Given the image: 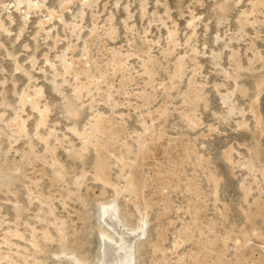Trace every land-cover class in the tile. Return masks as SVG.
Wrapping results in <instances>:
<instances>
[{
  "label": "rangeland",
  "instance_id": "rangeland-1",
  "mask_svg": "<svg viewBox=\"0 0 264 264\" xmlns=\"http://www.w3.org/2000/svg\"><path fill=\"white\" fill-rule=\"evenodd\" d=\"M222 1L28 0L26 4L20 0H0V264H74L73 257L93 263L99 248L98 210L108 201L112 202L108 205L116 204L118 208V224L124 229L132 227L130 234L135 236L136 247H140V253L136 250L137 264L153 263L154 254L149 245L158 241L159 234L165 239L162 244L165 259L161 254L165 264H191L189 260L196 250L193 241L184 239L189 236L185 232L190 227L199 226L204 233L207 230L205 234L220 235V240L227 239L229 231L237 237L225 246L223 242L219 243L227 264H237V258L241 256L251 258L250 261H264L261 217L264 214V191L260 193L254 187L253 174H250L253 172L246 163L252 149L258 146L264 169V91L258 99L263 128L259 130L250 112L254 95L253 75L259 70H244L234 76L230 59L237 54L244 68H248V61L253 56L250 46L255 44L264 62V23L247 26L246 36L243 39L238 37L239 19L251 12L252 0H230L232 9L228 21L218 25L215 6ZM110 28L114 29V37H108ZM170 31L176 32L177 36L174 38L176 47L170 48L171 52L167 49ZM85 43L90 46L92 60L83 55ZM118 54L126 57L128 62L124 63L125 72L122 69L123 73L114 74L106 66L108 63L110 67L115 66L112 59L115 60L114 56L116 58ZM214 55L221 58L220 67L215 65ZM147 57L157 60L155 78L159 82L150 84L154 89L147 87L149 80L141 68L142 60ZM174 66L181 69L179 76H175ZM225 71L233 78L227 80ZM88 79L100 86L89 91L83 89L77 97V82L85 85L90 81ZM120 82L124 84L120 86ZM224 84L227 87H222ZM195 86L203 91L205 100L199 104V121L194 129H189L182 120L187 112L184 100ZM238 87L249 92L244 95L236 90ZM29 90L31 93L23 107L19 97ZM34 90L42 93L39 110L47 109L45 126L39 124L40 112L29 105L34 101ZM227 91H236L229 105L223 101ZM143 93L151 97L149 108L146 107L147 100L139 96ZM71 105L77 110L79 108L80 112L78 110L75 114L81 113L78 119L70 113ZM155 110L161 111L160 119L153 124L157 135L162 137L157 136L154 141L142 131L141 117L149 116ZM99 115L120 123L124 131L122 137L117 136L116 139H124L128 149L134 150L131 149L133 154L129 159L116 156V161H119L112 163L113 185L106 187L104 196L103 184L96 181L94 174L96 141L83 135L90 120ZM73 121L77 122L79 135L71 130ZM19 124L25 125V134L17 130ZM38 128L39 133H36ZM180 136L185 140L184 149L189 153L192 151L193 165L184 167L185 175H180L189 180L200 179L201 186L197 184L200 192L190 193L185 186L179 190L177 187L163 189V193L168 194L165 201L167 210L164 219L160 220L163 210L156 205L160 192L157 184L147 188L145 184L141 185L139 188L142 190L138 188L137 193L143 197L144 187L148 193L145 199L136 198L138 201L129 196L126 178L130 175L139 177L142 168H145L144 175H148V181L159 178V172L164 171L168 162L167 154H178L181 149ZM48 138V147H55L58 165L48 157L44 142ZM154 143L160 144L161 155L158 158L161 161L151 163ZM147 146L148 155L143 154L144 158L142 154L139 156L140 149ZM82 152L85 156L78 160L76 156ZM230 152L232 159L228 161L225 155ZM119 162L125 163L131 172L121 179L118 177L122 168ZM132 163L135 164L128 165ZM196 165H201L204 170L194 169ZM205 172H212L219 180L218 203L229 214L227 222H223L216 211L213 188ZM58 173L62 178L57 177ZM34 180L38 183V193L30 197L28 188ZM243 186L251 189L247 196ZM191 203L196 204L193 209L200 206L196 209L199 211L196 217L200 218H195L186 209ZM125 212L129 217L124 218ZM146 212L149 213L144 218L147 223L143 219ZM247 214L256 216L258 230L251 234L245 230L249 227L245 218ZM195 219L200 223H194ZM137 223L140 226L135 229ZM143 224L144 232H140ZM213 226L217 230L213 231ZM191 233L198 231L192 229ZM194 239L198 241L199 235L196 234ZM180 242L183 245L177 248ZM143 245H147V249Z\"/></svg>",
  "mask_w": 264,
  "mask_h": 264
},
{
  "label": "bare ground",
  "instance_id": "bare-ground-1",
  "mask_svg": "<svg viewBox=\"0 0 264 264\" xmlns=\"http://www.w3.org/2000/svg\"><path fill=\"white\" fill-rule=\"evenodd\" d=\"M224 1V0H223ZM222 1L221 4H217V6H215L216 8V15L217 16V21H218V25H221L223 24L224 22H227L228 21V17H229V14H230V11H231V2L230 0H225L224 2ZM21 3H28V0H20ZM233 2V1H232ZM67 4V3H66ZM252 8H251V12L249 14H245L243 15L242 17H240L239 19V22H238V33H237V36L242 38L244 36H246V28L247 26H256V25H259V24H263L264 22L262 20H264V0H252ZM63 5V4H62ZM63 10V9H62ZM215 11V10H214ZM63 12V11H62ZM63 15V14H62ZM168 17V16H167ZM216 18V17H215ZM252 20V21H251ZM1 26V25H0ZM110 26H112V24L110 23ZM173 28V27H172ZM260 28L261 25H260ZM258 28V29H260ZM256 30V28H255ZM172 31V30H171ZM169 32L168 33V45H167V49L169 50V52H171L170 48H172L173 50V47H176L174 45V43L176 41H174V38L176 36V32L173 33V32ZM259 31V30H257ZM114 29L113 28H110V35L108 37H114ZM134 34V33H133ZM175 34V35H174ZM259 34V33H258ZM97 36V35H96ZM136 37V36H135ZM177 37V36H176ZM237 37V39H238ZM176 39V38H175ZM241 40V39H240ZM177 43V42H176ZM86 44V43H85ZM251 48V51L253 52V56H252V59H250L248 61V68H244V66L242 65V62L240 60V57L237 55V54H234L231 56V67H232V72L234 73V76H238L242 71L246 70L247 72H254L257 70H259L258 73L254 74L253 75V91H254V95L252 97V103H251V108H250V112L253 114V118L254 120L256 121V126L258 127V129H263L262 128V121H261V114H260V110H259V104H258V99H259V96L262 94V92L264 91V62H263V55L258 52V49L256 48V45L255 44H252L250 46ZM137 48V47H136ZM167 50V51H168ZM236 53V52H235ZM167 54V53H166ZM83 55H86L87 57H90L89 59H91V53H90V46L88 44L85 45V49H84V54ZM168 56V55H166ZM165 56V57H166ZM215 56V55H214ZM217 56V55H216ZM215 56V57H216ZM219 57L221 56L220 54L218 55ZM219 57H216L215 61H216V66L217 67H220V59ZM196 58V57H194ZM83 59V58H82ZM114 59H112V61L115 63V66L113 64V66L109 65V67L106 66V68H108L109 70H112L115 74V72H122L121 70L123 69L124 71V67L125 64L128 62L126 59V57L124 56H121V55H116V58L114 56ZM92 60V59H91ZM110 62L111 61V57H110ZM170 60V59H169ZM168 60V61H169ZM194 60V59H193ZM89 61V60H88ZM127 61V62H126ZM66 62V61H65ZM93 62V61H92ZM126 62V63H125ZM157 62V60H156ZM154 59H151L149 57H147V59L145 60H142V64H141V68H142V72H143V75L145 78H147V80H149V82L146 83L147 87H152L153 88V85H150L152 84L153 82L157 81V79L155 78L156 75H155V67H156V63ZM197 62V61H196ZM84 63V62H83ZM95 63V62H94ZM125 63V64H124ZM180 63V62H178ZM85 64V63H84ZM186 64V63H185ZM76 65V64H75ZM183 65V64H182ZM214 65V66H215ZM259 65V66H258ZM84 66V65H83ZM158 66V65H157ZM185 66V65H184ZM196 66V65H195ZM215 66V67H216ZM258 66V67H256ZM81 67V66H80ZM86 67V66H85ZM92 67V66H90ZM159 67V66H158ZM179 67V66H178ZM176 66H174L173 68L175 69V76L176 75H180L181 74V69L178 68ZM73 68V67H72ZM184 68V67H183ZM182 68V69H183ZM65 69L67 70V68L65 67ZM75 69V68H74ZM73 69V70H74ZM105 69V68H104ZM161 69V68H160ZM221 69V68H220ZM71 70V69H70ZM80 70V69H79ZM87 70V69H86ZM184 70V69H183ZM194 70V69H193ZM72 71V70H71ZM126 71V70H125ZM124 71V72H125ZM79 72V71H78ZM226 72V71H225ZM224 72V73H225ZM74 73L75 75H77V72H76V69L74 70ZM107 73V72H106ZM123 73V72H122ZM99 74V73H98ZM105 74V73H104ZM81 75V73H80ZM88 75V74H87ZM107 75V74H106ZM105 75V76H106ZM178 75V76H179ZM90 76V75H89ZM94 76V75H93ZM92 76V77H93ZM102 77V76H101ZM91 78V77H90ZM176 78V77H175ZM225 78L227 80H230L231 78H233V76H231L230 73H225ZM87 79V77L85 78V80ZM159 79V78H158ZM90 80L87 84H83L81 82H77V85L75 86L76 87V95L77 97L80 96V94H82V90L85 89V90H88L89 89H97L100 85L98 84V87H97V83L94 84L91 79H88ZM97 80V79H96ZM172 80V79H171ZM193 80V79H192ZM101 81V80H100ZM107 81V80H106ZM114 81V80H113ZM97 82V81H96ZM159 82V81H157ZM228 82V81H227ZM99 83V82H98ZM121 83V82H120ZM226 83V82H225ZM122 84L124 83H121L120 86H122ZM196 85V83L194 84ZM168 86V85H167ZM222 87H227V85H222ZM127 88V87H126ZM121 89V87H120ZM154 89V88H153ZM227 89V88H226ZM122 90V89H121ZM125 90V88H124ZM236 90H238L240 93L246 95L249 91L245 90L243 87L241 88H237ZM97 91V90H96ZM234 92L236 91H227V94L225 95V97L223 98V101L226 103V104H232V98L234 96ZM29 93H31V91H25L23 92L21 95H20V104L21 106H25V99L27 97H29L28 95H30ZM33 97H32V103L29 104L33 107V109L37 110L38 112H40V121H39V124H41V126H45L46 124V118H47V109L45 111H40V103H41V99H42V93L41 91H38V90H34L33 92ZM99 94V93H98ZM142 99L145 98V100H147L146 102V107H148L147 105L149 104V101H151V97L150 95H147V94H144L143 95H139ZM82 97V95H81ZM102 98V97H101ZM79 99V98H78ZM77 99V100H78ZM108 99V98H107ZM113 100V99H112ZM205 100L204 99V94H203V91L201 89H199L197 86L193 87L192 89H190L189 91V97L187 99L184 100V108L186 109V113L183 114V122H184V125L186 127H188L189 129H194L195 125L197 124V122L199 121L198 118H197V114H198V108H199V104ZM29 101V100H27ZM26 101V102H27ZM72 106V105H71ZM150 106V105H149ZM233 107V106H232ZM69 108H70V105H69ZM69 108L67 110H69ZM149 108V107H148ZM163 108V107H162ZM82 109V107H81ZM79 110V108H78ZM78 110L76 109V107L72 106V109H70V113L73 115V117L77 118V116L79 115H75L78 113ZM163 110V109H162ZM156 112L152 113L151 115L149 116H142L141 118V126H142V131L146 134V136L150 137L151 140H154L156 139V137H162V136H159L157 135V132H156V129L154 128V124L153 122L155 120H158L160 119L161 117V111H157L155 110ZM166 111V110H164ZM235 111V110H234ZM80 112V110H79ZM150 112V111H149ZM69 113V114H70ZM163 113V112H162ZM166 113V112H165ZM164 113V115H165ZM163 117V116H162ZM166 117V116H165ZM78 119V118H77ZM76 119V120H77ZM78 121V120H77ZM20 123V122H18ZM74 123V121H73ZM13 124V123H12ZM11 124V125H12ZM24 124V123H23ZM23 124H19L17 125V130L19 132H24L25 129H24V126ZM10 125V126H11ZM16 125V124H14ZM9 126V127H10ZM40 126V127H41ZM11 127H14V126H11ZM10 127V128H11ZM39 127V128H40ZM16 128V127H15ZM38 128V132L36 133H39V129ZM87 129L85 130L84 134L85 136L87 137H91L92 139H94L96 141V144H94L95 146V149H96V160H95V165H94V174H95V179L97 182H100L103 184V188H104V191L102 193V196H104V194L106 193V187L108 186H111L112 184V181H111V173H112V163H114L117 158L116 156H119V158H128L130 155L133 154V152H131L132 150L131 149H128V146L125 145V141L124 139H116L117 136H120L122 137V133L124 131V127L120 124V123H117L115 120H110L109 118H104L103 116L99 115V116H94L92 120H90V122L88 123V126L86 127ZM12 130V129H11ZM72 132H74V134H77L79 135V131H78V126H77V122L74 123V126L73 128L71 129ZM14 132V131H13ZM17 132V131H16ZM15 132V133H16ZM143 133V134H144ZM17 134V133H16ZM19 134V133H18ZM25 134V132H24ZM24 134H22L24 136ZM20 135V134H19ZM21 135V136H22ZM185 136V135H184ZM40 137V136H38ZM127 137V136H126ZM139 137V136H137ZM157 137V138H158ZM182 137V136H180ZM128 138V137H127ZM149 139V138H147ZM179 139V138H178ZM180 147L181 149L178 150V154H173V153H168L167 154V164L165 166L164 171L163 172H159V178H157L156 180L152 179V181H148L147 179V176L144 175V169L142 168L140 171H139V177H137L135 174V178L133 179L131 177V175L126 178L127 179V190L128 192L131 194L129 196H132L133 199H136L138 197L140 198H146L147 196V193L146 191H144L147 186H151V184H154L156 183L157 184V188H160V192H159V196H157V204L158 206H160L163 210V212L161 213L160 215V220H163L164 219V216H166V212L165 210H167L166 206L165 205V201L166 200V196L168 195H165L163 193V189H171L172 187H177L180 188V187H183L185 186L186 188H188V192L191 193L194 192V193H198L200 191L197 190L198 188V183L200 182V179L198 180L196 177L193 178L192 180H189V178H186V176H181L180 174L183 173L184 171V167L186 166H193L191 165V162H192V159H191V152L189 153L187 150L184 149L183 146H185V144H183V141L184 140V137L180 138ZM141 140V139H138V141ZM157 140V139H156ZM50 139H45L44 142L45 144L47 145V154H48V157L51 158V161L53 164L55 165H58V160L55 156V147H48L49 144H50ZM143 141V140H142ZM148 141V140H147ZM137 142V141H136ZM149 142V141H148ZM147 142V143H148ZM153 142V141H152ZM145 143V144H147ZM139 144V142H138ZM143 144H144V141H143ZM129 145V144H128ZM155 145V143H154ZM160 144L157 143V145L153 146L152 149H153V160H151V163H154V162H160L161 161V158H158L160 157L161 153H160V150L158 148ZM85 146V145H84ZM138 146V145H136ZM165 147V146H164ZM253 147V146H252ZM135 148V147H134ZM142 148H143V145H142ZM145 149L141 150H137V152L139 151V153H137L139 156H141L142 154V157L144 158L145 155H148V152L149 149H148V146L147 148L144 147ZM87 148L85 147L84 150H86ZM137 149V147H136ZM151 149V148H150ZM252 149V148H251ZM253 151L250 153L249 155V158L247 159L246 163L248 164V168L250 169V171H252L253 173L250 172V174L252 175L253 174V183H254V187L257 188L258 191H260V193L262 191H264V169L262 168V165H261V162H260V150L258 151V146L255 147V150L252 149ZM134 151V150H133ZM85 152V151H84ZM195 153V152H193ZM197 153V152H196ZM195 153V154H196ZM231 153V152H230ZM226 154L225 157L227 158L228 161H230V159H232V153L230 154ZM135 154V153H134ZM152 154L149 155L151 158H152ZM163 155V153H162ZM177 155V156H176ZM85 156V153H80L79 155H77L76 157L78 158V160H83V157ZM121 156V157H120ZM137 156V155H135ZM76 158V159H77ZM131 158V157H130ZM136 158V157H135ZM134 158V159H135ZM149 158V157H148ZM147 158V159H148ZM194 158V157H193ZM123 159V160H124ZM129 159V158H128ZM139 159V157H138ZM137 159V160H138ZM163 159V158H162ZM199 159V157L197 158ZM136 160V159H135ZM136 160V161H137ZM143 160V159H142ZM204 160V159H203ZM85 161V160H84ZM119 161V160H118ZM118 161H116V163H118ZM121 161V160H120ZM129 161V160H128ZM141 161V160H140ZM138 161V162H140ZM201 161V160H199ZM199 161L197 162V164L199 163ZM83 162V161H82ZM143 162V161H142ZM146 162V161H145ZM195 162V163H196ZM202 162V161H201ZM200 162V164H201ZM208 162V161H206ZM119 164H121V162H119ZM125 164V163H124ZM122 165V168H124L122 170V168L120 169L119 171V178H123L124 176L123 175H126V173H129V170L128 168L125 167V165ZM135 164V163H134ZM133 163L132 164H128L130 166L134 165ZM137 164V163H136ZM142 164V163H141ZM150 164V163H148ZM157 164V163H156ZM203 164V162H202ZM127 165V164H126ZM127 165V166H128ZM144 165V164H143ZM155 165V164H153ZM160 165H163L160 163ZM195 165V164H194ZM141 166V165H140ZM147 165H145L146 167ZM201 166V165H200ZM200 166H194V169H203L202 167ZM143 167V166H142ZM164 167V166H163ZM188 167V168H189ZM187 168V167H186ZM192 168V167H191ZM247 168V169H248ZM132 169V168H131ZM248 169V170H249ZM187 170V169H186ZM185 170V172H186ZM191 170V169H190ZM196 170V171H197ZM204 170V169H203ZM202 171V170H201ZM209 171V170H208ZM214 172V171H213ZM131 173V172H130ZM129 173V174H130ZM134 172H132L133 174ZM162 173H165L164 176H162L163 174ZM204 173V171H203ZM185 175V173H183ZM197 174V173H195ZM195 174H193V177L195 176ZM188 175V174H187ZM205 176L207 177V181L208 183H210L211 187L213 188V194L215 196V206H216V211L218 212L219 216L221 217L220 219L223 221V222H227L228 220V215L227 214V210L226 208L219 204L218 203V197H217V192H218V186H219V180L218 178L216 177V175H214L212 172H205ZM58 178H62V175L58 173L57 175ZM84 179V176L81 177V179ZM150 178V177H149ZM191 179V178H190ZM141 180V181H140ZM2 180L0 179V182ZM125 182V179L123 181V183ZM144 184L146 185L144 188H143V194L144 196L141 197L137 192L138 191V188L141 187V185L144 186ZM252 184V183H251ZM113 185V184H112ZM200 185V183H199ZM142 186V187H143ZM179 186V187H178ZM201 186V185H200ZM114 187V186H113ZM126 187V185L124 186ZM252 188V186H251ZM141 188H139L140 190ZM173 189H176V188H173ZM211 189V188H210ZM250 188H247L246 186H243V192H244V195L247 196V193ZM119 190V189H118ZM125 190V192L127 191ZM142 190V189H141ZM179 190V189H178ZM185 190V189H183ZM202 190V189H201ZM124 191V189H123ZM198 191V192H197ZM117 192V191H116ZM124 192V193H125ZM170 192V191H169ZM177 192V190H176ZM185 191H183L184 193ZM38 193V183L37 181H33L30 185V187L28 188V194L29 196L33 197L35 196L36 194ZM178 193V192H177ZM187 193V192H186ZM189 193V194H190ZM202 193V192H201ZM128 194V193H127ZM249 194V193H248ZM191 195V194H190ZM198 195V194H197ZM210 195V194H209ZM130 197V198H132ZM169 197V196H168ZM192 197V196H191ZM193 197L197 198L195 196V194H193ZM199 197V196H198ZM202 197V196H201ZM205 197V196H204ZM170 198V197H169ZM132 199V200H133ZM139 199V198H138ZM136 199V200H138ZM193 199V198H191ZM135 200V201H136ZM199 200V199H198ZM246 200V199H245ZM262 200V199H261ZM106 201V200H105ZM139 201V200H138ZM144 201V200H143ZM247 201V200H246ZM260 201V200H259ZM116 202V201H114ZM134 202V201H133ZM189 202V201H188ZM191 202H193L191 200ZM201 202V201H200ZM199 202V203H200ZM85 203V202H84ZM112 202L108 201V203H103L101 204L102 206L99 208L98 210V217H99V248H98V255H97V258L95 259V261L93 263H90L87 261V259L85 260H79V259H76L77 257H73V262L74 264H137L136 263V250L138 249L139 251H137L138 253H140V247H136V239H135V236L133 237L130 233L132 232L130 229H132V227H130V229L126 228L124 229V227L120 226L119 224V220H118V208H116L117 206H111V205H108V204H111ZM135 203V202H134ZM139 203V202H138ZM141 203V202H140ZM145 202H143L142 204H144ZM168 203V202H167ZM137 204V203H136ZM141 204V205H142ZM139 205V204H138ZM142 205V206H143ZM200 205V204H199ZM203 205V204H202ZM256 205H259L256 204ZM137 206V205H135ZM194 206H196L195 203H191L188 205V207L186 209H188V212L190 214H194L195 215V218L198 219L199 216L196 217V215L199 214V211L196 210L197 207L195 209ZM150 207H153V206H150ZM147 206V208H150ZM200 207V206H199ZM198 207V208H199ZM140 208V207H138ZM204 208V207H202ZM201 208V209H202ZM152 209V208H151ZM205 209V208H204ZM260 209V208H258ZM200 210V209H199ZM188 213V214H189ZM203 213V211L201 212ZM129 213L128 212H125L124 214V218L126 217H129L128 215ZM148 212L146 213H143V219L147 218L148 216ZM189 214V215H190ZM203 215V214H201ZM217 215V214H216ZM261 217H263V221H262V224L264 225V214L261 215ZM167 218V217H166ZM193 218V217H192ZM200 218V217H199ZM203 218V217H202ZM245 218L249 221V227H245V230H248V233H253L255 232L256 230H258L256 227V224H255V218L256 216L255 215H246ZM144 219V221H145ZM128 220V219H127ZM130 220V219H129ZM196 220V219H195ZM141 221V220H140ZM147 223V220L145 221ZM200 223L199 220H196L194 223ZM119 223V224H118ZM141 223V222H140ZM204 223V222H203ZM63 224V223H62ZM202 224V223H201ZM122 225V224H121ZM124 225V224H123ZM132 225V224H131ZM198 225V224H197ZM104 226V227H103ZM140 226L139 223H137L135 225V229H137L138 227ZM127 227V226H125ZM144 224L142 225V229L140 232H144ZM207 228V227H206ZM233 228V227H232ZM235 228V226H234ZM187 228H185L186 230ZM192 229H195V231H198V234L199 235V239L198 241H196L194 238H195V233H191V230ZM202 229V226L199 228H195V227H190L188 228V232L186 231H182V232H185L186 234H188L189 236L187 237H184V239L187 241V242H191L193 241L194 242V250H196V253L194 255H191V264H227V262H225V260H223V257H222V249H220L219 247V243L220 241L223 242V246H225L227 244V242L231 239H233L234 237V233L229 231L228 234H227V239L225 240H220L219 238L221 237L220 235L217 236V235H211V234H205V233L201 230ZM237 229V228H236ZM134 230V229H133ZM204 230V229H203ZM208 230H209V227H208ZM213 231L217 230V227L216 226H213ZM235 229H232V231H234ZM236 231V230H235ZM237 232V231H236ZM262 232V231H261ZM238 233V232H237ZM243 233V232H242ZM183 234V233H182ZM185 234V235H186ZM247 235V234H246ZM263 235V234H262ZM47 236V235H46ZM238 236V235H237ZM139 237V236H138ZM158 241L153 244V245H149L151 246V251L153 252L154 254V260L152 261L153 263L152 264H165L166 261H163L165 259V254L164 251H165V247L163 246L164 245V237L162 234H159L158 236ZM183 237V236H182ZM236 237V236H235ZM234 237V238H235ZM261 237V236H260ZM237 238V237H236ZM262 238V237H261ZM179 239V238H178ZM245 239V238H244ZM252 239V238H251ZM260 239V238H259ZM50 241V239H49ZM176 241V240H175ZM264 241V240H263ZM182 242V241H181ZM178 243L177 245H179L177 248H180L181 245H183L182 243ZM186 242V243H187ZM184 243V244H186ZM250 243V242H249ZM140 244V243H139ZM148 244V243H146ZM163 244V245H162ZM173 244V243H172ZM262 244V243H261ZM138 245V244H137ZM235 245V244H234ZM147 245H143V247H145ZM185 246V245H184ZM39 247V246H38ZM142 247V246H141ZM176 247V245H175ZM37 248V247H36ZM147 249V247H145ZM176 248V249H177ZM182 248V247H181ZM142 250V249H141ZM144 250V249H143ZM239 250V249H238ZM253 251V250H252ZM240 252V251H239ZM244 252V251H243ZM72 254V253H71ZM163 254V258L162 259V255ZM240 254H242L240 252ZM75 256V255H74ZM238 256V255H237ZM167 257V256H166ZM242 257V256H241ZM237 258V264H264V261L263 260H254V261H250L249 259H246L244 257L242 258ZM82 258V257H81ZM225 258V257H224ZM139 259H140V256H139ZM138 259V260H139ZM230 263V262H229ZM228 263V264H229ZM36 264H40L38 262H36ZM181 264V263H180ZM186 264V263H185ZM188 264V263H187ZM235 264V263H234Z\"/></svg>",
  "mask_w": 264,
  "mask_h": 264
}]
</instances>
